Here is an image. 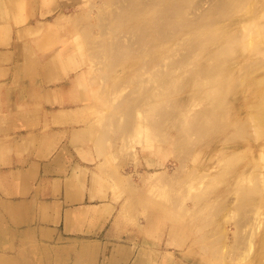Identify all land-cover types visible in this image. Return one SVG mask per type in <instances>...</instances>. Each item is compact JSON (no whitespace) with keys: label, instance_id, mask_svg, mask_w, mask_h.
Masks as SVG:
<instances>
[{"label":"rangeland","instance_id":"374dc122","mask_svg":"<svg viewBox=\"0 0 264 264\" xmlns=\"http://www.w3.org/2000/svg\"><path fill=\"white\" fill-rule=\"evenodd\" d=\"M0 21L4 170L61 147L153 264H264V0H1Z\"/></svg>","mask_w":264,"mask_h":264},{"label":"crops","instance_id":"0c3cea01","mask_svg":"<svg viewBox=\"0 0 264 264\" xmlns=\"http://www.w3.org/2000/svg\"><path fill=\"white\" fill-rule=\"evenodd\" d=\"M7 30L0 21V31ZM10 115L2 112L0 118ZM58 150L19 160L17 169L0 166L2 263L25 264L33 249L34 264H153L138 239L116 237L110 224L114 205L96 173ZM77 153L83 160V152Z\"/></svg>","mask_w":264,"mask_h":264},{"label":"bare ground","instance_id":"6f19581e","mask_svg":"<svg viewBox=\"0 0 264 264\" xmlns=\"http://www.w3.org/2000/svg\"><path fill=\"white\" fill-rule=\"evenodd\" d=\"M169 4H170V3H169ZM172 5H173V4L171 3V5L169 6V7H171V9H172ZM173 7H174V6H173ZM165 8L167 9L168 7H166V5H165ZM171 9H169V10H171ZM173 9H174V8H173ZM217 10H219V9H217ZM168 17H170V16H168ZM208 18H210V16H209ZM211 21L213 22V20H211ZM215 21H216V19H215ZM212 22H211V24H213ZM214 24H215V22H214ZM144 37H145V36H144ZM230 47H232V46H230ZM233 47H234V46H233ZM227 49H228V52H230L229 54H231V50H232V52H233V51H236V49L233 50V49L228 48V47L225 49V51H227ZM225 51H224V52H225ZM234 53H235V52H233V53L231 54L232 57H233V55H235ZM223 54H227V52H225V53H223ZM231 55H226L225 57H229V56L231 57ZM212 76H213V75H212ZM215 76H217V75H215ZM213 78H214V77H213ZM228 84H229V86L227 85L225 88L230 87L231 84H230V83H228ZM231 86H232V85H231ZM219 88H221V85H219ZM223 88H224V87H222L221 89H218V88H216V89L214 88V89H213V91H215V90H221V94L217 92V95H218V96H216V97L221 98V97L223 96V93H222V92H223V91H222ZM230 88H232V87H230ZM226 92L228 93V91H226ZM226 92L224 93V95H227ZM230 92H232V91H230ZM230 92H229V94H228L229 96H230ZM215 93H216V92H215ZM223 97H224V96H223ZM223 97H222V98H223ZM216 99H217V98H216ZM219 100H220V101H225V97L223 98V100H222V99H218L217 101H219ZM225 102H226V101H225ZM222 103H223V104H222ZM222 103H220L221 105H223L222 107H225V106H224V102H222ZM226 103H227V102H226ZM226 103H225V104H226ZM216 104H217V106L220 105V104H218V102H217ZM226 108H227V107H226ZM222 109H225V108H222ZM211 113H212V112H211ZM211 115H212V114H211ZM208 116L211 117L209 114H208ZM214 116H215V115H214ZM212 117H213V116H212ZM215 120H217V119H215ZM207 121H208V120H207ZM211 123H214V122L211 121ZM207 124H208V123H207ZM214 125H215V124H214ZM211 126H212V125H211ZM205 127H206V125H205ZM203 128H204V127H203ZM212 128H214V127H212ZM200 129H202V128H199V130H200ZM204 129H205V128H204ZM206 129H209V128H206ZM206 129H205V130H206ZM207 131H208V130H207ZM209 131H211V129H209ZM202 132H203V131H202ZM204 132H206V131H204ZM209 133H210V132H208V134H209ZM201 134H202V135H207L206 133H205V134L201 133ZM201 134H200V135H201Z\"/></svg>","mask_w":264,"mask_h":264}]
</instances>
